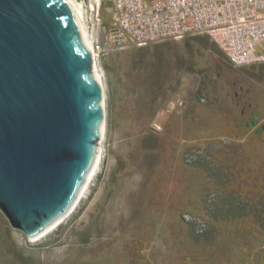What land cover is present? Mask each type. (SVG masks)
Here are the masks:
<instances>
[{
    "label": "rangeland",
    "instance_id": "rangeland-1",
    "mask_svg": "<svg viewBox=\"0 0 264 264\" xmlns=\"http://www.w3.org/2000/svg\"><path fill=\"white\" fill-rule=\"evenodd\" d=\"M96 62L108 110L100 171L40 241L0 210V264H264V64L233 67L208 36Z\"/></svg>",
    "mask_w": 264,
    "mask_h": 264
},
{
    "label": "water",
    "instance_id": "water-1",
    "mask_svg": "<svg viewBox=\"0 0 264 264\" xmlns=\"http://www.w3.org/2000/svg\"><path fill=\"white\" fill-rule=\"evenodd\" d=\"M66 5L0 0V210L28 239L75 209L103 128L91 55Z\"/></svg>",
    "mask_w": 264,
    "mask_h": 264
},
{
    "label": "built area",
    "instance_id": "built-area-1",
    "mask_svg": "<svg viewBox=\"0 0 264 264\" xmlns=\"http://www.w3.org/2000/svg\"><path fill=\"white\" fill-rule=\"evenodd\" d=\"M105 0L86 10L99 61L112 52L208 36L236 68L264 63V0Z\"/></svg>",
    "mask_w": 264,
    "mask_h": 264
},
{
    "label": "bare ground",
    "instance_id": "bare-ground-1",
    "mask_svg": "<svg viewBox=\"0 0 264 264\" xmlns=\"http://www.w3.org/2000/svg\"><path fill=\"white\" fill-rule=\"evenodd\" d=\"M65 3L67 4L66 6L68 7V9L72 12V14L76 17L77 21H78V25H79V29L81 32V36L83 38V42L85 43L90 55H91V64H92V69L96 72V77L98 79L99 82V86H100V100H101V104H102V108H103V128L101 129V139L99 141L98 144V152H97V158H96V163L94 164V166L91 169V172L89 174L88 180L86 181L81 199H79L77 206L79 205L80 201L84 198V196L86 195L90 183L91 181L94 180V178L97 176L98 172L100 171V167L101 164L103 162V158H104V140L106 137V129H107V101H106V86L104 83V79H103V74L99 71L98 67H97V62H96V55L93 51V45H92V34L87 30V26L85 24V5L81 4L80 2H78L77 0H64ZM77 206L75 207V209L77 208ZM75 209H73V211L68 215L70 216L71 214H73V212L75 211ZM67 216V217H68ZM67 217H65L64 220H61L58 224H55L54 226H52L49 230H47L45 233H43L41 236H37L35 238H31L32 241H40L42 239H44L45 237H47L50 233L54 232V230H57L67 219Z\"/></svg>",
    "mask_w": 264,
    "mask_h": 264
},
{
    "label": "crops",
    "instance_id": "crops-1",
    "mask_svg": "<svg viewBox=\"0 0 264 264\" xmlns=\"http://www.w3.org/2000/svg\"><path fill=\"white\" fill-rule=\"evenodd\" d=\"M264 64V63H263ZM257 65H262V64H256V65H254L253 64V66H257ZM251 66V65H250ZM257 232L259 233H262L263 235H262V237L260 238V239H263L264 240V225H260V226H257Z\"/></svg>",
    "mask_w": 264,
    "mask_h": 264
}]
</instances>
